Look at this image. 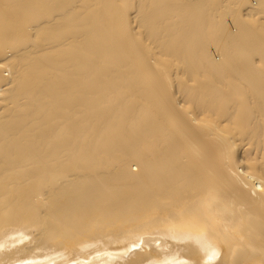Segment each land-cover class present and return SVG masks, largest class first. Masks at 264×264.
Here are the masks:
<instances>
[{
	"label": "bare ground",
	"instance_id": "obj_1",
	"mask_svg": "<svg viewBox=\"0 0 264 264\" xmlns=\"http://www.w3.org/2000/svg\"><path fill=\"white\" fill-rule=\"evenodd\" d=\"M0 264H264V0H0Z\"/></svg>",
	"mask_w": 264,
	"mask_h": 264
}]
</instances>
